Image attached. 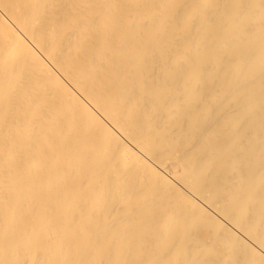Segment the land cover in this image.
Masks as SVG:
<instances>
[{
    "label": "bare ground",
    "instance_id": "6f19581e",
    "mask_svg": "<svg viewBox=\"0 0 264 264\" xmlns=\"http://www.w3.org/2000/svg\"><path fill=\"white\" fill-rule=\"evenodd\" d=\"M0 264H264V0H0Z\"/></svg>",
    "mask_w": 264,
    "mask_h": 264
}]
</instances>
